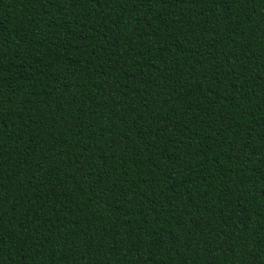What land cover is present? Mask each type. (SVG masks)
<instances>
[{
    "label": "trees",
    "instance_id": "trees-1",
    "mask_svg": "<svg viewBox=\"0 0 264 264\" xmlns=\"http://www.w3.org/2000/svg\"><path fill=\"white\" fill-rule=\"evenodd\" d=\"M0 264H264V0H0Z\"/></svg>",
    "mask_w": 264,
    "mask_h": 264
}]
</instances>
